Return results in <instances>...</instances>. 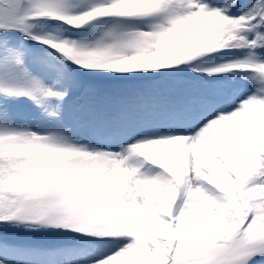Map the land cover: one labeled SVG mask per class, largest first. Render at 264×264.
Wrapping results in <instances>:
<instances>
[{
	"label": "snow or ice",
	"instance_id": "1",
	"mask_svg": "<svg viewBox=\"0 0 264 264\" xmlns=\"http://www.w3.org/2000/svg\"><path fill=\"white\" fill-rule=\"evenodd\" d=\"M0 264H264V0H0Z\"/></svg>",
	"mask_w": 264,
	"mask_h": 264
}]
</instances>
